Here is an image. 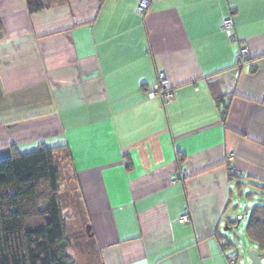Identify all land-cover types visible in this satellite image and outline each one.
I'll list each match as a JSON object with an SVG mask.
<instances>
[{"label":"crops","instance_id":"1","mask_svg":"<svg viewBox=\"0 0 264 264\" xmlns=\"http://www.w3.org/2000/svg\"><path fill=\"white\" fill-rule=\"evenodd\" d=\"M151 1L0 0V160L66 146L99 264H230L235 196L264 194V0Z\"/></svg>","mask_w":264,"mask_h":264},{"label":"trees","instance_id":"2","mask_svg":"<svg viewBox=\"0 0 264 264\" xmlns=\"http://www.w3.org/2000/svg\"><path fill=\"white\" fill-rule=\"evenodd\" d=\"M25 3L30 14L52 6L50 0H25ZM227 112L228 109H224L223 118ZM65 147L41 145L25 154L13 150L8 158L0 160V264H76L71 236L76 230L68 223L69 215L64 213L61 197L63 179L59 157L70 159ZM235 176L229 174L231 180L238 178ZM238 221L239 218L228 220V226ZM246 231L263 253L264 205H254L250 209ZM91 234L86 229L82 236L93 244L99 262ZM224 245L226 250L235 246L228 239ZM231 258L236 259L235 264H240L239 256L228 257Z\"/></svg>","mask_w":264,"mask_h":264},{"label":"rangeland","instance_id":"3","mask_svg":"<svg viewBox=\"0 0 264 264\" xmlns=\"http://www.w3.org/2000/svg\"><path fill=\"white\" fill-rule=\"evenodd\" d=\"M59 162H60L59 168L63 171L64 170L63 167L68 166V159L65 156L61 155L59 157ZM61 174L62 177H64V172ZM61 192H62L61 197L63 201L64 213L69 215L71 211L67 209H72L74 208V206L77 207V196L75 192L69 191L66 188L65 190L63 189ZM255 199H256L255 202L250 203L249 201L247 202L245 195L239 197L236 194L235 200L233 201L232 207L230 209L231 210L230 214L236 213L237 215L235 214V216H238L241 223L237 225L230 224V227H228L230 228V230L227 231H225L226 227L222 229V236H224L228 240H231V242H233V244L236 247L239 246V248L244 249L245 256L242 255V252L239 249V251L241 252L240 253L241 258L239 261L240 264H253L250 257L252 253L251 250H256V251L260 250L259 246L254 244V242H252L248 238L246 231V227L249 220V211L254 205H264V194L259 193L258 195L255 196ZM240 204L241 206H239ZM235 216H234V220L237 219ZM76 231L71 233V236L74 238V249H75L72 252V256L75 259L76 264H99L96 258L95 248L93 244L89 242L87 238L82 236L84 230L82 229V231L80 230L77 232ZM262 264H264V258L262 259Z\"/></svg>","mask_w":264,"mask_h":264},{"label":"built area","instance_id":"4","mask_svg":"<svg viewBox=\"0 0 264 264\" xmlns=\"http://www.w3.org/2000/svg\"><path fill=\"white\" fill-rule=\"evenodd\" d=\"M152 4L151 0H139V5H138V11L141 14H146L148 9L150 8ZM223 30L226 32L228 37L231 40H235L234 36V23L231 18H227L223 20L222 23ZM250 58L249 53L247 48H243L240 50L238 54V60L240 63H243L244 61H248ZM150 97L155 98V97H160L163 99L165 102H171L174 99V93L173 91L169 88V79L168 76L165 72H160L158 74V79L156 85L152 88V91L150 92ZM180 222L183 224L189 223V217L188 216H183L180 219ZM230 264H235L236 259L231 258L229 260Z\"/></svg>","mask_w":264,"mask_h":264},{"label":"water","instance_id":"5","mask_svg":"<svg viewBox=\"0 0 264 264\" xmlns=\"http://www.w3.org/2000/svg\"><path fill=\"white\" fill-rule=\"evenodd\" d=\"M225 230H228V228H226ZM250 257L253 264H262V259L264 258V254H260L258 251H252Z\"/></svg>","mask_w":264,"mask_h":264}]
</instances>
